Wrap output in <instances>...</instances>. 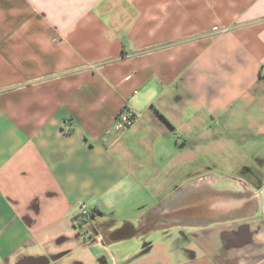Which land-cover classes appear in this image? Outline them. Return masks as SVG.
I'll list each match as a JSON object with an SVG mask.
<instances>
[{
	"label": "crops",
	"instance_id": "1",
	"mask_svg": "<svg viewBox=\"0 0 264 264\" xmlns=\"http://www.w3.org/2000/svg\"><path fill=\"white\" fill-rule=\"evenodd\" d=\"M263 187L264 0H0V264H264Z\"/></svg>",
	"mask_w": 264,
	"mask_h": 264
},
{
	"label": "built area",
	"instance_id": "2",
	"mask_svg": "<svg viewBox=\"0 0 264 264\" xmlns=\"http://www.w3.org/2000/svg\"><path fill=\"white\" fill-rule=\"evenodd\" d=\"M136 120V117L134 116V113L132 111H130L129 109H123L117 117L116 123H115V129L116 130H123L126 129L128 127H130L134 121ZM111 130H108V133H110ZM261 193L264 194V187L261 190ZM79 215L81 217H83L84 219H87V223H89V221H91V211L88 207V205L86 203H81L80 204V213ZM101 224L96 223L92 226L89 227L90 230H94V229H100L101 228Z\"/></svg>",
	"mask_w": 264,
	"mask_h": 264
},
{
	"label": "rangeland",
	"instance_id": "3",
	"mask_svg": "<svg viewBox=\"0 0 264 264\" xmlns=\"http://www.w3.org/2000/svg\"><path fill=\"white\" fill-rule=\"evenodd\" d=\"M205 165H207V163H205ZM204 169H206V168H204L203 165H200V167H199V165H197L195 167L187 168L186 169L187 171L185 172V177H184L185 182H188L190 179L193 178L192 176L199 174ZM155 202H156L155 198H151L147 203H149L153 206V205H155ZM135 214H137V212Z\"/></svg>",
	"mask_w": 264,
	"mask_h": 264
},
{
	"label": "flooded vegetation",
	"instance_id": "4",
	"mask_svg": "<svg viewBox=\"0 0 264 264\" xmlns=\"http://www.w3.org/2000/svg\"><path fill=\"white\" fill-rule=\"evenodd\" d=\"M89 222H90V225H89V227H90L91 225H94L92 221H89Z\"/></svg>",
	"mask_w": 264,
	"mask_h": 264
},
{
	"label": "bare ground",
	"instance_id": "5",
	"mask_svg": "<svg viewBox=\"0 0 264 264\" xmlns=\"http://www.w3.org/2000/svg\"><path fill=\"white\" fill-rule=\"evenodd\" d=\"M234 201V200H233ZM204 204V203H203ZM231 204V203H230ZM214 206V205H213ZM219 210H221V209H219ZM214 211V210H213ZM218 211V210H217ZM210 212V211H209ZM216 212V211H215Z\"/></svg>",
	"mask_w": 264,
	"mask_h": 264
},
{
	"label": "trees",
	"instance_id": "6",
	"mask_svg": "<svg viewBox=\"0 0 264 264\" xmlns=\"http://www.w3.org/2000/svg\"><path fill=\"white\" fill-rule=\"evenodd\" d=\"M134 116L136 117L137 115L134 113Z\"/></svg>",
	"mask_w": 264,
	"mask_h": 264
}]
</instances>
